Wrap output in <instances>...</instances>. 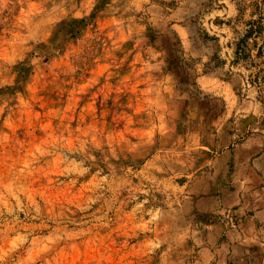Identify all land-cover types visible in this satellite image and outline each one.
I'll return each instance as SVG.
<instances>
[{
    "label": "rangeland",
    "instance_id": "rangeland-1",
    "mask_svg": "<svg viewBox=\"0 0 264 264\" xmlns=\"http://www.w3.org/2000/svg\"><path fill=\"white\" fill-rule=\"evenodd\" d=\"M184 1L0 0V264H169L222 170L262 214L264 0Z\"/></svg>",
    "mask_w": 264,
    "mask_h": 264
},
{
    "label": "crops",
    "instance_id": "crops-1",
    "mask_svg": "<svg viewBox=\"0 0 264 264\" xmlns=\"http://www.w3.org/2000/svg\"><path fill=\"white\" fill-rule=\"evenodd\" d=\"M219 2L225 3L226 6L224 11L210 12L208 19L211 27L218 26L216 24L218 17L227 19L231 17L230 15H233V18L238 16L234 0H220ZM185 3L187 5L217 4L215 0H186L181 4L185 5ZM189 13L190 8H187L180 16L187 18ZM176 26H178V33L183 43L185 41L190 43L192 31L189 26ZM261 117H264V110L261 107L242 115L243 131L251 130L252 121L256 118L261 119ZM226 155L220 156V159L226 158L230 162L231 156ZM228 173L226 170L220 171L216 177L217 180H213L208 187L200 191L201 199L197 206L199 211L216 213L219 217L207 222L193 223L192 229H189L185 237L180 240L186 241L184 245L186 250L179 256L173 257L169 264H264V218H261L264 216V211L262 214L248 213L249 210L253 211L251 203L245 200V191L249 192L250 188L235 190L233 184L226 181ZM230 175L234 178L231 172ZM239 175L243 178L245 174L241 172ZM228 211L237 215L235 223H231L225 217Z\"/></svg>",
    "mask_w": 264,
    "mask_h": 264
}]
</instances>
